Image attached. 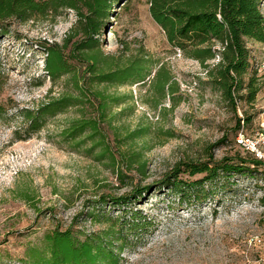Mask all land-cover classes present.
I'll use <instances>...</instances> for the list:
<instances>
[{
	"label": "rangeland",
	"instance_id": "1",
	"mask_svg": "<svg viewBox=\"0 0 264 264\" xmlns=\"http://www.w3.org/2000/svg\"><path fill=\"white\" fill-rule=\"evenodd\" d=\"M124 1L128 3L116 6L109 23L102 27L105 37L98 35L104 49L116 51V39H138L152 59L169 65L180 91L173 109L169 97L155 109L145 103L147 85L107 88L109 93L133 95L125 104L112 107L117 114L113 125L124 124L131 132L147 128L143 136L126 140V133L115 136L108 120L101 121L111 151L142 153L144 175L126 171L123 180L113 172L110 160L98 159L100 148L89 133L77 139L63 135L74 118L97 117L98 109L88 102L84 109L71 107L48 118L45 126L34 132L27 130L15 109L37 106L50 88L56 96L74 93L65 78L53 84L46 75L42 44H62L77 22L75 11L65 9L55 20L14 16L3 21L0 63L5 82L0 99L15 107L8 108L0 120V264H22L28 249L42 247L44 235L54 229H70L81 239L98 237L111 228L121 229L119 219L127 225L120 233L129 245L121 251L119 264H264V168L253 175L216 178L210 187L207 184L214 198L201 203L192 196L193 190L186 189L181 197L171 188L160 189L163 179L176 175V167L184 168V163L206 162L211 156L216 162L224 158L238 162L248 156L245 146L236 140L237 124L250 117L247 133L256 135L264 109V83L257 81L258 94L249 102L250 74L245 75L243 88L234 94V107L199 61L168 42L151 16L150 0ZM261 4L264 13V0ZM112 27L116 30L113 39ZM137 46L133 43L134 49ZM247 46L259 62L264 61V44L248 40ZM16 132L24 139L19 140ZM178 174L176 179L192 181L204 176H190L185 171ZM148 186L151 190L143 192L141 200H132L134 209L148 216L152 225L130 229L131 210L121 211L109 197L139 193ZM25 190L35 194L34 201L21 198ZM90 210L95 218L88 215ZM106 215L114 218L113 227Z\"/></svg>",
	"mask_w": 264,
	"mask_h": 264
},
{
	"label": "trees",
	"instance_id": "2",
	"mask_svg": "<svg viewBox=\"0 0 264 264\" xmlns=\"http://www.w3.org/2000/svg\"><path fill=\"white\" fill-rule=\"evenodd\" d=\"M262 0H150V13L154 21L163 29L168 42L177 50L183 52L188 58H193L206 68L208 78L218 86L232 103L236 106L235 92L243 88V78L250 74L247 83V100L254 102L259 91L257 81L262 80L256 64L259 59L253 55L247 46L248 40L264 44V13L261 7ZM123 4V0H0V31L3 21L16 17L21 20L52 19L55 20L65 9H72L77 16L76 24L71 28L63 43L43 42L46 53V75L56 84L60 79L71 82L74 93L62 92L58 96L52 95L50 88L45 98L33 108H15L26 123L28 131L41 130L48 118L65 113L71 107L82 106L85 102L98 109L97 117L81 115L71 121L63 135L77 139L89 133L91 139L96 140L99 146V160L107 158L110 166L119 180H123L126 171L145 173V162L141 151H111L106 132L102 131L101 121L108 120L109 125L115 129V136L120 132L126 133V140H134L143 136L147 128L140 127L136 131H129L124 124L113 125L117 114L112 107L125 104L129 98L126 94L107 92L109 86L131 87L138 83L147 85L145 103H150L157 109L166 97L172 101L171 109L176 106V95L180 91L179 81L169 65L161 59H152L145 44L134 39L117 40L118 49L107 52L100 41L102 27L109 23V17L116 6ZM111 39L116 35L114 27L110 29ZM80 39L75 40L76 36ZM133 43H138L134 49ZM219 58L218 61H216ZM210 61H215L210 63ZM217 62V63H216ZM154 74L152 75V72ZM152 75V76H151ZM148 78V81H147ZM5 79L2 76L0 63V94L3 91ZM84 106V107H83ZM8 106L0 99V120L7 113ZM131 108V106L129 107ZM80 109V111H82ZM163 110L166 107L163 106ZM261 114V113H260ZM259 114V117H260ZM250 117L244 121L239 119L236 136L247 133ZM243 122V126H242ZM260 123V119L258 125ZM16 135L19 140L24 137ZM96 136H99L96 139ZM27 138V137H26ZM264 150V147H263ZM248 155L238 158H224L216 162L211 156L206 162L184 163V168L177 166L176 175L167 176L160 184L161 188H171L181 197L186 189L193 190L192 196L198 202L214 198L215 193L209 188L212 182L220 176L253 175L264 168V159L245 149ZM187 172L190 176L204 174L200 179L183 180L176 177L180 172ZM175 178V179H172ZM209 187L207 188V184ZM151 190V186L141 189L139 193L125 194L120 197H109L114 206L121 211L131 210L132 222L130 229H147L152 225L148 216L133 207V200H141L142 193ZM21 198L30 202L35 200V194L25 190ZM93 210V209H92ZM88 215L95 218L93 211ZM107 223L113 227L112 219L106 215ZM121 229L111 228L104 235L98 237L90 235L81 239L74 235L70 229H54L43 237L42 247H31L22 264H119L120 253L128 248L126 238L121 236L127 227L121 219L118 220ZM109 238L108 241L102 239ZM117 245L118 247H115Z\"/></svg>",
	"mask_w": 264,
	"mask_h": 264
},
{
	"label": "built area",
	"instance_id": "3",
	"mask_svg": "<svg viewBox=\"0 0 264 264\" xmlns=\"http://www.w3.org/2000/svg\"><path fill=\"white\" fill-rule=\"evenodd\" d=\"M256 67L259 71L264 72V61L256 64ZM236 140L238 144L245 146L246 150L253 152L256 157L264 159V109L261 113V120L256 135L251 137L250 135H246V133L244 134L243 132H240L236 136ZM256 240L260 241L258 237Z\"/></svg>",
	"mask_w": 264,
	"mask_h": 264
},
{
	"label": "water",
	"instance_id": "4",
	"mask_svg": "<svg viewBox=\"0 0 264 264\" xmlns=\"http://www.w3.org/2000/svg\"><path fill=\"white\" fill-rule=\"evenodd\" d=\"M109 29H107L106 31H108Z\"/></svg>",
	"mask_w": 264,
	"mask_h": 264
}]
</instances>
